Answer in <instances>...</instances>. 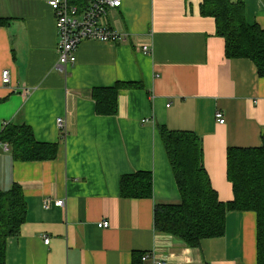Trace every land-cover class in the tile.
Returning <instances> with one entry per match:
<instances>
[{
	"label": "crops",
	"instance_id": "crops-1",
	"mask_svg": "<svg viewBox=\"0 0 264 264\" xmlns=\"http://www.w3.org/2000/svg\"><path fill=\"white\" fill-rule=\"evenodd\" d=\"M48 1L0 0L8 21L0 27V134L26 123L39 142L58 144L54 159L19 161L0 140V191L19 184L27 202L6 264H154L142 260L150 253L167 264H258L253 211L228 212L224 235L198 247L155 228L156 204L181 199L159 126L198 135L212 187L220 201L234 200L228 149L264 145V76L255 62L226 56L204 0H122L108 19L124 39L84 41L65 75ZM230 1L264 29V0ZM115 85L117 113L99 114L94 90ZM135 172L150 173L152 197L122 196V177ZM104 220L109 227L99 226Z\"/></svg>",
	"mask_w": 264,
	"mask_h": 264
},
{
	"label": "trees",
	"instance_id": "trees-1",
	"mask_svg": "<svg viewBox=\"0 0 264 264\" xmlns=\"http://www.w3.org/2000/svg\"><path fill=\"white\" fill-rule=\"evenodd\" d=\"M204 15L214 17L216 34L225 39L228 58H250L264 76V29L247 22L242 2L204 0ZM8 23L0 18V27ZM119 85L96 88L93 97L99 114L117 113ZM162 142L179 187L177 203L156 204L155 228L173 235L189 247L202 240L221 237L230 211H253L257 214L258 264H264V145L255 148L228 149V178L233 185L234 200L224 203L212 187L204 165L202 139L191 131H173L158 127ZM19 161L51 160L57 157L58 144L36 140L26 123L8 124L0 134ZM121 194L127 198H150L153 178L150 173L135 172L121 179ZM27 214V202L21 185L0 191V264H6L7 240L17 236Z\"/></svg>",
	"mask_w": 264,
	"mask_h": 264
},
{
	"label": "built area",
	"instance_id": "built-area-1",
	"mask_svg": "<svg viewBox=\"0 0 264 264\" xmlns=\"http://www.w3.org/2000/svg\"><path fill=\"white\" fill-rule=\"evenodd\" d=\"M48 3L54 10L59 36L57 68L64 71L65 75H68V66L76 62V51L84 41L115 42L124 39L122 34L111 26L108 19L112 9L122 6V0H49ZM143 50L148 52L149 47L144 46ZM11 82L10 72L3 71L2 83L10 85ZM216 117L219 123L226 122L222 111H217ZM56 124L61 137L65 139L69 134L66 119L58 117ZM4 147L9 150L8 144ZM57 204L64 206L65 201L58 200ZM45 207H49L48 201L45 202ZM99 226L107 228L110 223L104 220ZM49 242L50 238L47 237L45 243ZM142 260H150L154 264H167L166 260L160 259L155 253L143 255Z\"/></svg>",
	"mask_w": 264,
	"mask_h": 264
}]
</instances>
